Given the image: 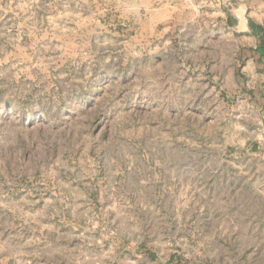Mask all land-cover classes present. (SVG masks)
I'll use <instances>...</instances> for the list:
<instances>
[{"label":"rangeland","instance_id":"374dc122","mask_svg":"<svg viewBox=\"0 0 264 264\" xmlns=\"http://www.w3.org/2000/svg\"><path fill=\"white\" fill-rule=\"evenodd\" d=\"M263 35L264 0H0V264H264Z\"/></svg>","mask_w":264,"mask_h":264},{"label":"trees","instance_id":"16d2710c","mask_svg":"<svg viewBox=\"0 0 264 264\" xmlns=\"http://www.w3.org/2000/svg\"><path fill=\"white\" fill-rule=\"evenodd\" d=\"M261 42H262V47H264V35L263 38L261 39Z\"/></svg>","mask_w":264,"mask_h":264},{"label":"crops","instance_id":"0c3cea01","mask_svg":"<svg viewBox=\"0 0 264 264\" xmlns=\"http://www.w3.org/2000/svg\"><path fill=\"white\" fill-rule=\"evenodd\" d=\"M229 22H230V20H229V18H227V24H228V25H230V23H229Z\"/></svg>","mask_w":264,"mask_h":264}]
</instances>
